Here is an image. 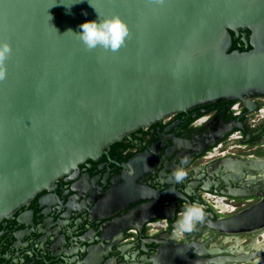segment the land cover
I'll return each mask as SVG.
<instances>
[{
    "label": "water",
    "instance_id": "water-1",
    "mask_svg": "<svg viewBox=\"0 0 264 264\" xmlns=\"http://www.w3.org/2000/svg\"><path fill=\"white\" fill-rule=\"evenodd\" d=\"M91 3L96 10L88 0H0V41L10 45L0 78V220L140 126L264 94V0ZM97 12L127 23L117 51L88 49L66 32ZM232 33L250 48L231 49ZM226 225L264 228V198ZM261 247L245 259L264 261Z\"/></svg>",
    "mask_w": 264,
    "mask_h": 264
},
{
    "label": "flooded vegetation",
    "instance_id": "flooded-vegetation-1",
    "mask_svg": "<svg viewBox=\"0 0 264 264\" xmlns=\"http://www.w3.org/2000/svg\"><path fill=\"white\" fill-rule=\"evenodd\" d=\"M263 198L264 94L207 102L128 132L2 218L0 264H264L245 259L264 228L226 225ZM190 203L204 220L176 242Z\"/></svg>",
    "mask_w": 264,
    "mask_h": 264
},
{
    "label": "clouds",
    "instance_id": "clouds-1",
    "mask_svg": "<svg viewBox=\"0 0 264 264\" xmlns=\"http://www.w3.org/2000/svg\"><path fill=\"white\" fill-rule=\"evenodd\" d=\"M73 2H79V0H73ZM88 3L95 9L91 0H88ZM68 31L76 33L88 49L100 46L111 51H117L124 44L129 33L127 23L119 15L101 17L99 13L97 19L85 20L80 23L79 31L74 32L72 29H68L66 32ZM9 52L8 42L0 41V78H3L5 74L2 62ZM172 175L179 182L186 176V171L178 167ZM204 217L205 212L198 203L185 204L178 212L177 219L172 225L171 239L176 242L183 241L185 235L193 232L197 224L204 220ZM161 220L167 227L166 218H161Z\"/></svg>",
    "mask_w": 264,
    "mask_h": 264
},
{
    "label": "trees",
    "instance_id": "trees-1",
    "mask_svg": "<svg viewBox=\"0 0 264 264\" xmlns=\"http://www.w3.org/2000/svg\"><path fill=\"white\" fill-rule=\"evenodd\" d=\"M234 46H235V44L233 43L232 46H231V48H233Z\"/></svg>",
    "mask_w": 264,
    "mask_h": 264
}]
</instances>
